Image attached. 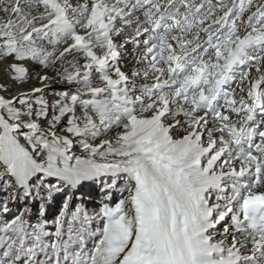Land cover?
<instances>
[{"label": "snow or ice", "instance_id": "snow-or-ice-1", "mask_svg": "<svg viewBox=\"0 0 264 264\" xmlns=\"http://www.w3.org/2000/svg\"><path fill=\"white\" fill-rule=\"evenodd\" d=\"M0 264H264V0H0Z\"/></svg>", "mask_w": 264, "mask_h": 264}]
</instances>
